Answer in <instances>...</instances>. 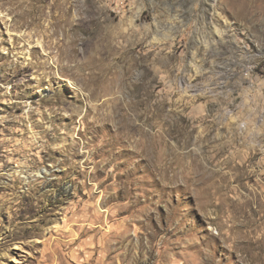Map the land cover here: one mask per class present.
I'll use <instances>...</instances> for the list:
<instances>
[{"label": "rangeland", "instance_id": "obj_1", "mask_svg": "<svg viewBox=\"0 0 264 264\" xmlns=\"http://www.w3.org/2000/svg\"><path fill=\"white\" fill-rule=\"evenodd\" d=\"M0 264H264V0H0Z\"/></svg>", "mask_w": 264, "mask_h": 264}, {"label": "bare ground", "instance_id": "obj_2", "mask_svg": "<svg viewBox=\"0 0 264 264\" xmlns=\"http://www.w3.org/2000/svg\"><path fill=\"white\" fill-rule=\"evenodd\" d=\"M15 248H19V246H16ZM15 261H16V259H15Z\"/></svg>", "mask_w": 264, "mask_h": 264}]
</instances>
